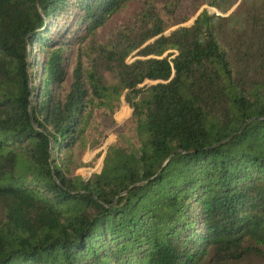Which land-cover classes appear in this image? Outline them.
Instances as JSON below:
<instances>
[{
  "label": "trees",
  "instance_id": "16d2710c",
  "mask_svg": "<svg viewBox=\"0 0 264 264\" xmlns=\"http://www.w3.org/2000/svg\"><path fill=\"white\" fill-rule=\"evenodd\" d=\"M125 1L0 0V264L264 263V0Z\"/></svg>",
  "mask_w": 264,
  "mask_h": 264
},
{
  "label": "rangeland",
  "instance_id": "374dc122",
  "mask_svg": "<svg viewBox=\"0 0 264 264\" xmlns=\"http://www.w3.org/2000/svg\"><path fill=\"white\" fill-rule=\"evenodd\" d=\"M257 0H215L214 3H209L207 0H183L179 8L180 12L188 14L189 18L183 22H180L176 25L171 26L165 32L167 33L170 29L178 25H189L193 22L195 16L200 10L206 8L210 13L215 15H228L229 24L235 28H241L243 26L242 15L244 6L248 5ZM143 0H126L120 8H118L111 18L108 20L106 26L97 33L98 37H102L107 31L114 29L117 24L124 21H128L137 9L141 6ZM123 107L127 109V115L120 122L117 121L116 114ZM131 107L128 103H123L120 108L114 113L112 119L108 123V128L106 132L102 135L99 142L88 146L83 152V160H89L92 158L98 151L106 150V147L115 141L116 135L122 130L124 120L130 115ZM113 138V139H112ZM94 168L90 166H85L77 169L76 171L70 173L71 175H81L88 176ZM244 264H264L261 260L253 258V261L250 263Z\"/></svg>",
  "mask_w": 264,
  "mask_h": 264
}]
</instances>
